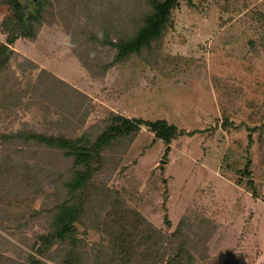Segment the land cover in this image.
I'll list each match as a JSON object with an SVG mask.
<instances>
[{
	"label": "rangeland",
	"instance_id": "obj_1",
	"mask_svg": "<svg viewBox=\"0 0 264 264\" xmlns=\"http://www.w3.org/2000/svg\"><path fill=\"white\" fill-rule=\"evenodd\" d=\"M22 1L35 8L34 0ZM52 1L53 13L47 14L37 37H20L12 45L18 55L7 78L18 98L0 111V131L57 132L85 117L77 129L82 134L105 126L112 112L165 119L195 131L171 142L169 162L163 164L166 144L142 126L128 146L124 143L123 152L114 154L101 181L167 234L183 224L193 239L198 229L190 225L210 219L215 229L209 250L195 252L202 264H213L217 257L231 259V264H264V0H178L171 25L153 45L150 62L133 56L97 77L75 54L72 29L100 14L109 22L106 36L127 37L150 9L149 0ZM8 14L9 5L0 0L4 42ZM44 71L79 93L66 86L63 94L44 92ZM55 162L43 158L39 167L56 174L64 167ZM54 185L47 184V191ZM52 200L42 194L33 208ZM41 230V220L31 214L17 236L0 226V253L24 263L31 251L24 241ZM87 239L92 245L103 237L94 231ZM7 240L23 249L20 257L4 250Z\"/></svg>",
	"mask_w": 264,
	"mask_h": 264
},
{
	"label": "trees",
	"instance_id": "obj_2",
	"mask_svg": "<svg viewBox=\"0 0 264 264\" xmlns=\"http://www.w3.org/2000/svg\"><path fill=\"white\" fill-rule=\"evenodd\" d=\"M5 2L9 14L3 20L7 39L0 40V111L10 109L12 101L18 98L17 89L7 78L11 61L18 55L12 45L20 37L34 40L47 14L54 9L52 0H36L33 10L22 0ZM149 3L150 9L141 15L134 33L127 37L113 40L106 36L109 22L100 14L72 29L73 50L93 77L104 76L112 66L133 56H145L150 62L153 45L171 25L173 10L179 2L149 0ZM44 73L41 83L44 92L63 94L65 86L73 88L53 74ZM81 108L82 104L75 110ZM84 118L73 128L67 124L57 132L28 128L0 131V226L17 236L27 228L30 214L43 225L32 240L24 241L31 249L26 252L24 263L0 253V264H47L46 259L57 264H202L195 252L200 253L203 248L207 254L209 250L208 239L215 229L210 219L203 217L199 224H189L198 229L193 239L188 237L183 224L167 234L138 208L129 205L116 189L101 181L103 173L111 170L114 154L123 152L124 143L128 146L142 126H147L166 144L163 164L169 162L171 142L195 131L179 129L165 119L130 118L112 112L105 126L96 125L78 134ZM43 158L53 159L64 168L56 174H47L39 167ZM51 182L55 185L48 192L46 186ZM42 194L53 200L36 210L33 206ZM94 231L103 240L89 245L87 238ZM7 241L4 250L20 257L23 249L19 251V246ZM204 253L200 257H205ZM231 262L217 257L213 264Z\"/></svg>",
	"mask_w": 264,
	"mask_h": 264
},
{
	"label": "water",
	"instance_id": "obj_3",
	"mask_svg": "<svg viewBox=\"0 0 264 264\" xmlns=\"http://www.w3.org/2000/svg\"><path fill=\"white\" fill-rule=\"evenodd\" d=\"M34 1H36V0H34Z\"/></svg>",
	"mask_w": 264,
	"mask_h": 264
}]
</instances>
